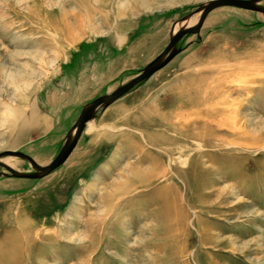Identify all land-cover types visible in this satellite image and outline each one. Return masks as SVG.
<instances>
[{
  "label": "rangeland",
  "instance_id": "obj_1",
  "mask_svg": "<svg viewBox=\"0 0 264 264\" xmlns=\"http://www.w3.org/2000/svg\"><path fill=\"white\" fill-rule=\"evenodd\" d=\"M206 1L0 0V152L48 163ZM179 46L58 168L0 175V264H264V14L215 8Z\"/></svg>",
  "mask_w": 264,
  "mask_h": 264
},
{
  "label": "water",
  "instance_id": "obj_2",
  "mask_svg": "<svg viewBox=\"0 0 264 264\" xmlns=\"http://www.w3.org/2000/svg\"><path fill=\"white\" fill-rule=\"evenodd\" d=\"M261 1L262 0H208L199 4L194 10L173 22L169 33V41L166 46L142 67L135 76L118 85L113 90L98 95L83 105L75 122L67 131L58 152L48 163L40 164L29 154L19 150H4L0 152V175L19 178H41L51 173L62 165L71 154L87 122L94 119L99 110L104 109L116 99L128 93L135 86L148 79L154 72L164 67L178 52H180L181 48L179 42L184 36L188 34H198L206 16L211 10L221 6H232L264 14V5L260 3ZM195 14H198V19L193 25L188 27L180 26L174 31V26L177 23L187 21ZM7 156L18 157L27 161L30 170L20 171L7 165L2 161V158Z\"/></svg>",
  "mask_w": 264,
  "mask_h": 264
},
{
  "label": "bare ground",
  "instance_id": "obj_3",
  "mask_svg": "<svg viewBox=\"0 0 264 264\" xmlns=\"http://www.w3.org/2000/svg\"><path fill=\"white\" fill-rule=\"evenodd\" d=\"M187 24H189L188 22H187ZM184 26V25H183ZM87 126H88V122H87V124H86V129H87ZM89 127V126H88ZM84 130V129H83ZM83 132V131H82ZM2 160H3V162L4 163H7V164H9V166L11 165V166H13L14 165V163H12L9 159H6V158H2ZM151 173V176L152 175H154V176H158L159 174H160V172L159 171H155V172H150ZM150 177H149V182H150Z\"/></svg>",
  "mask_w": 264,
  "mask_h": 264
}]
</instances>
